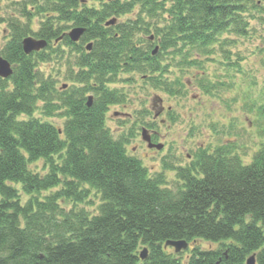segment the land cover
<instances>
[{"label":"trees","instance_id":"16d2710c","mask_svg":"<svg viewBox=\"0 0 264 264\" xmlns=\"http://www.w3.org/2000/svg\"><path fill=\"white\" fill-rule=\"evenodd\" d=\"M45 1L64 21L85 27L83 44L94 45L86 53L62 38L78 53L77 72L68 79L83 88L56 89L37 67L54 49L26 55L21 39L27 34L56 39L61 27L54 29L51 16L37 32L9 20L11 35L0 49L15 65L11 76L0 78V264H245L250 254L255 264H264V103L255 112L263 135L249 162L223 145L199 147L187 167L165 166L177 171L180 184L174 189L166 186L165 175L150 176L139 159L127 155V139L113 138L105 126L107 106L122 100L106 86L119 70L151 71L154 86L181 93L180 81L154 77L169 66L160 67L157 57L139 47L136 32L153 28L160 54L181 58L179 69L199 68L196 55L207 57L206 48L223 32L246 34L242 5L248 0H111L99 9L83 4L81 10L78 0ZM136 6V19L127 25L103 26L107 17L129 14ZM147 18L163 22L148 24ZM199 76L204 93L224 85ZM88 90L95 96L90 107ZM38 103L42 116L63 117L62 126L33 117ZM39 160L48 168L44 175L29 168ZM15 184L29 195L24 204ZM89 189L99 195L97 214L61 206L63 200L84 202ZM167 240L191 243L189 255L164 248Z\"/></svg>","mask_w":264,"mask_h":264},{"label":"rangeland","instance_id":"374dc122","mask_svg":"<svg viewBox=\"0 0 264 264\" xmlns=\"http://www.w3.org/2000/svg\"><path fill=\"white\" fill-rule=\"evenodd\" d=\"M104 2L105 0H86L85 3L89 7L100 8ZM242 6L244 10L242 17L247 23L246 34L238 35L230 29L223 32L214 44L206 48L209 50L207 57L196 55L201 61L200 69L197 67L179 69L176 65L177 60L181 58H176L173 54L159 56L160 64L168 65L169 68L165 73H161L159 69L155 75L160 73L168 82L178 80L184 84L181 86L182 96L168 95L137 72L120 70L113 78L114 82L107 84L108 88L116 90L119 96L124 97V103L109 106L105 126L113 138L131 134L125 145L127 155L139 159L150 176L158 173L165 175L166 186L170 189H174L176 182L178 184L180 182L177 171L167 169L165 166L185 168L193 160L194 153L199 147L214 150L219 145L226 146L230 152L249 162L255 147L259 144V136L263 135L262 131L258 132L259 122L255 112L264 103V0H248V3ZM36 8L40 14L35 13ZM51 8L52 4L45 0H0V48L9 37L7 20L10 17L18 20L22 26L29 24L32 30H37L41 26L39 22L44 20L43 17L50 16ZM137 13L136 6L130 14L118 17L120 21L117 24L124 23ZM65 22L56 20V25L67 32L73 27V23L68 22L66 25ZM146 22L161 25L163 19L147 18ZM149 35L154 36L153 43L148 40ZM158 39L153 28H150L148 33H143L142 30L134 35V40L148 52L149 45H156L159 43ZM58 50L64 52L55 56ZM75 58L76 53L68 52L65 47H56L49 61L38 63V69L45 77L54 81L56 89L61 88L63 84L68 88L72 85L68 78L77 72L74 67ZM200 73L213 83L214 80H219L224 85L216 91L212 90L210 94L204 93L197 83ZM74 87L83 86L75 83ZM89 94L91 93L84 97ZM153 99L154 109L151 108ZM159 100L162 101L161 104ZM41 106V103L37 104L33 117L61 127L64 118L59 117L57 112L51 117L42 116ZM159 106L164 107L162 114L154 118L153 112L155 109L159 110L161 108ZM142 127L150 130L151 134L156 133V141L164 145L161 151L147 148L141 139ZM29 168L39 174L48 172L43 160L29 164ZM14 186L19 189L20 202L24 204L29 195L22 191V185ZM61 187L62 184L43 191L38 194V198L52 194ZM99 204V195L93 189H89L88 197L82 203L74 205L67 200L61 202L66 211L83 208L90 215L97 214ZM197 242L201 247H207L209 244L205 241ZM190 247L191 243L187 249ZM187 249L182 251V258L189 255ZM140 250L141 248L138 249Z\"/></svg>","mask_w":264,"mask_h":264},{"label":"water","instance_id":"95a60500","mask_svg":"<svg viewBox=\"0 0 264 264\" xmlns=\"http://www.w3.org/2000/svg\"><path fill=\"white\" fill-rule=\"evenodd\" d=\"M113 22V20L111 21ZM109 22V23H111ZM83 32V29L81 28H74L72 29L70 32H69V37L73 40V41H76L80 35L82 34ZM46 45V41L45 40H36V39H33L32 37H26L22 40V48H23V51L25 53H30L31 51L33 50H39L41 48H43L44 46ZM12 73V70H11V67H10V64L8 61H6L5 59H3L2 57H0V77H7L9 76L10 74ZM91 103V98H89V101H88V105H90ZM142 138L148 142V146L149 147H154V145H152L150 143V139H149V136L146 134V131L143 130L142 131ZM156 148H160L161 146L160 145H157L155 146ZM173 246L174 247V250L175 252L179 251L180 249H183V248H186L187 246V242L184 241V240H167L164 244V246ZM146 256V250L143 249L141 254H140V257L141 258H145ZM247 264H254V255L250 256L248 259H247Z\"/></svg>","mask_w":264,"mask_h":264}]
</instances>
